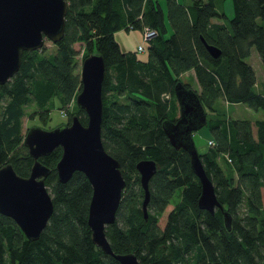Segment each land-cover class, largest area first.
<instances>
[{
	"label": "trees",
	"instance_id": "16d2710c",
	"mask_svg": "<svg viewBox=\"0 0 264 264\" xmlns=\"http://www.w3.org/2000/svg\"><path fill=\"white\" fill-rule=\"evenodd\" d=\"M223 1L166 0L164 8L159 0H67L64 33L54 49L24 50L17 72L0 84V166L11 162L20 175L29 173L33 158L23 143L25 105L34 103L45 122L58 97L59 107L72 103L70 114L86 122L74 102L81 87L74 43L81 42L82 58L91 52L104 58L101 137L126 180L115 221L105 230L113 251L134 252L143 264H264V117L234 118L217 102H244L264 115V93L256 91V74L246 61L254 45L264 66V0H231L232 16ZM145 26L157 32L147 39L146 56L123 50L115 32ZM202 37L220 49L219 56L208 52ZM190 69L195 88L181 79ZM177 81L193 88L205 108L210 144L198 152L231 215L230 228L219 207L210 212L198 206L201 185L189 155L174 147L162 128L163 120L179 116ZM61 153L57 146L39 157L50 167L45 183L53 211L38 238H27L0 212V264H120L92 241L87 222L92 187L86 175L77 170L66 182L58 179ZM141 158L157 165L146 219L135 167ZM169 203L173 207L160 227Z\"/></svg>",
	"mask_w": 264,
	"mask_h": 264
},
{
	"label": "water",
	"instance_id": "95a60500",
	"mask_svg": "<svg viewBox=\"0 0 264 264\" xmlns=\"http://www.w3.org/2000/svg\"><path fill=\"white\" fill-rule=\"evenodd\" d=\"M66 10L67 0H0V84L17 72L24 50L41 48L45 39L52 42L61 39ZM201 39L213 57L219 56L221 51L217 46ZM104 71V58L100 52H91L82 58L81 87L75 94V102L86 113L85 123L77 114H72L69 123L52 128L33 125L26 130L23 143L33 162L28 175L17 173L11 162L0 166V212L11 217L27 238H38L53 211L52 196L45 183L50 167L39 157L60 146L62 153L55 165L58 179L66 182L74 171L79 170L91 184L87 222L92 241L104 253L112 254L120 264H143L134 252H114L105 233L106 226L115 221L126 180L119 160L102 142ZM174 93L179 116L175 121L163 120L162 128L170 143L183 148L189 155L190 166L201 185L198 206L210 212L219 207L225 226L230 228L231 215L216 196L192 136V132L206 122L205 108L196 91L181 81L175 83ZM135 167L143 188L142 212L146 219L149 181L157 165L153 158H141Z\"/></svg>",
	"mask_w": 264,
	"mask_h": 264
},
{
	"label": "rangeland",
	"instance_id": "374dc122",
	"mask_svg": "<svg viewBox=\"0 0 264 264\" xmlns=\"http://www.w3.org/2000/svg\"><path fill=\"white\" fill-rule=\"evenodd\" d=\"M164 8H166V1L159 0ZM182 2H190L191 0H180ZM223 6L226 14L228 16H232L233 14V6L231 0H224ZM167 20V19H166ZM143 29L140 28H131V29H119L115 32V37L119 42L121 48L123 50H132L136 49L138 44L144 45V49L142 51H137V53L141 57L146 56V45L148 44V40L143 38ZM74 46L79 50L77 54L78 60V68L80 70L81 61H82V52H83V43L75 42ZM44 47L46 52L52 51L54 49V44L51 40H44ZM246 61H248L252 67L254 68L256 74V91L260 93H264V66L260 59L259 53L256 47L253 45L251 47L250 54L246 57ZM181 79L185 82H191L189 74H182ZM191 86H195L191 82ZM75 102V98H74ZM218 102V106L227 114L231 115L234 118H247L250 120H254L256 118L264 117L263 111L261 109L255 110L244 102H225L223 99ZM76 104V102H75ZM72 110V103H69L67 106L59 107V99L58 97H54L50 104V117L47 121L43 122L37 114H35V110H38L37 106L34 103H29L25 105V114L22 116V131L25 135L26 130L33 125H39L44 128H52L62 123L70 122L72 114L68 111ZM35 111V112H34ZM73 113V110H72ZM192 136L195 142L197 149L201 152L206 149V147L210 144L209 136L210 130L208 124L205 123L198 129L192 132ZM179 199V196L176 197ZM263 202H264V190H263ZM173 207V203H169L164 211L159 216L158 224L160 227H163L165 224V220L169 210Z\"/></svg>",
	"mask_w": 264,
	"mask_h": 264
},
{
	"label": "built area",
	"instance_id": "2783aa9c",
	"mask_svg": "<svg viewBox=\"0 0 264 264\" xmlns=\"http://www.w3.org/2000/svg\"><path fill=\"white\" fill-rule=\"evenodd\" d=\"M142 33H143V38L147 40L150 37L154 36L157 32H156L155 29L150 28L149 26H145V27H143V32ZM143 49H144V45L138 44L137 50L138 51H142Z\"/></svg>",
	"mask_w": 264,
	"mask_h": 264
},
{
	"label": "crops",
	"instance_id": "0c3cea01",
	"mask_svg": "<svg viewBox=\"0 0 264 264\" xmlns=\"http://www.w3.org/2000/svg\"><path fill=\"white\" fill-rule=\"evenodd\" d=\"M166 1V0H165ZM180 1V0H179ZM160 2V1H159ZM180 2H182V1H180ZM191 2V1H190ZM190 2H182V3H185V4H188V3H190ZM161 3V2H160ZM162 4V3H161ZM136 49H137V47H136ZM189 74V76H190V79H191V82L194 84L195 83V86H193V88H195L196 86H198V83H197V81H196V78H195V76H194V70L193 69H190V70H187V71H185V72H183L182 74ZM226 102V101H225Z\"/></svg>",
	"mask_w": 264,
	"mask_h": 264
}]
</instances>
